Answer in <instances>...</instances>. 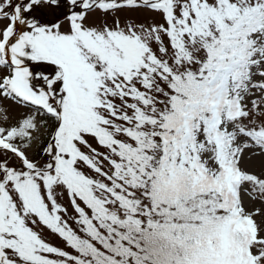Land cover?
Wrapping results in <instances>:
<instances>
[{"label": "snow or ice", "instance_id": "1", "mask_svg": "<svg viewBox=\"0 0 264 264\" xmlns=\"http://www.w3.org/2000/svg\"><path fill=\"white\" fill-rule=\"evenodd\" d=\"M0 112V264H264V0H0Z\"/></svg>", "mask_w": 264, "mask_h": 264}, {"label": "rangeland", "instance_id": "2", "mask_svg": "<svg viewBox=\"0 0 264 264\" xmlns=\"http://www.w3.org/2000/svg\"><path fill=\"white\" fill-rule=\"evenodd\" d=\"M16 114L17 113L13 112L10 115L14 118ZM5 115H6L5 113L0 112V120H3ZM256 206L259 207V205H256Z\"/></svg>", "mask_w": 264, "mask_h": 264}]
</instances>
